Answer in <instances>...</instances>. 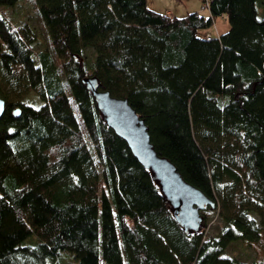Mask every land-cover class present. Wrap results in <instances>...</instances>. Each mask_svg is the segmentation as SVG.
I'll use <instances>...</instances> for the list:
<instances>
[{
	"label": "trees",
	"instance_id": "16d2710c",
	"mask_svg": "<svg viewBox=\"0 0 264 264\" xmlns=\"http://www.w3.org/2000/svg\"><path fill=\"white\" fill-rule=\"evenodd\" d=\"M17 1L0 0V264H261L226 248L264 235V2L202 0L208 15L177 16L147 0H34L49 40L36 50L6 10ZM217 15L229 28L207 39ZM86 77L126 98L157 153L214 200L197 230L104 122ZM29 90L39 104L23 102Z\"/></svg>",
	"mask_w": 264,
	"mask_h": 264
},
{
	"label": "water",
	"instance_id": "95a60500",
	"mask_svg": "<svg viewBox=\"0 0 264 264\" xmlns=\"http://www.w3.org/2000/svg\"><path fill=\"white\" fill-rule=\"evenodd\" d=\"M83 82L91 91L107 126L126 141L137 160L150 170L161 192L169 201L175 219L185 231L197 230L202 219L200 210L207 205L213 207L214 200L186 181L169 159L157 153L144 120L126 98L99 88L96 77H86ZM4 106L5 101L0 97V116ZM19 112V107H16L13 114L18 115Z\"/></svg>",
	"mask_w": 264,
	"mask_h": 264
},
{
	"label": "rangeland",
	"instance_id": "374dc122",
	"mask_svg": "<svg viewBox=\"0 0 264 264\" xmlns=\"http://www.w3.org/2000/svg\"><path fill=\"white\" fill-rule=\"evenodd\" d=\"M259 1L264 2V0ZM259 1L257 2L258 7H260ZM147 5L154 10L177 16H184L188 12L195 10L200 11L204 15L209 14V9L203 7L202 0H147ZM6 10L12 15V21L14 23H19L24 20L33 28L37 37V40L32 43L34 49L38 50L46 46L49 47L47 31L34 0H18L15 5L7 6ZM228 28V19L224 15H217L212 25L208 28L201 29L200 33L203 34L209 31L217 35L226 31ZM38 98L37 93L29 90L22 97V100L25 103L37 105L39 104ZM210 223H212V226L209 229V233L216 234L222 222L216 218L215 214H212ZM226 254L236 256L248 262L256 260L258 263L264 264V235L262 234L258 240L250 243L243 240L232 241L226 248Z\"/></svg>",
	"mask_w": 264,
	"mask_h": 264
},
{
	"label": "built area",
	"instance_id": "2783aa9c",
	"mask_svg": "<svg viewBox=\"0 0 264 264\" xmlns=\"http://www.w3.org/2000/svg\"><path fill=\"white\" fill-rule=\"evenodd\" d=\"M203 5H204V4H203ZM205 5L207 6V5H208V2L205 3ZM205 5H204V7H206ZM204 35H205V37H206L207 39H210L214 34L210 33L209 31H206V32L204 33Z\"/></svg>",
	"mask_w": 264,
	"mask_h": 264
}]
</instances>
